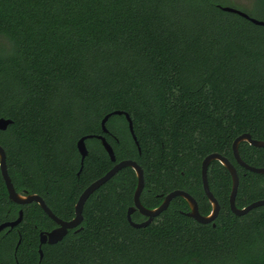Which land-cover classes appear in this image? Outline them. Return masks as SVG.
Returning <instances> with one entry per match:
<instances>
[{
	"label": "trees",
	"instance_id": "16d2710c",
	"mask_svg": "<svg viewBox=\"0 0 264 264\" xmlns=\"http://www.w3.org/2000/svg\"><path fill=\"white\" fill-rule=\"evenodd\" d=\"M247 1L241 10L264 21V0ZM221 6L235 8L231 0H0V119L13 121L0 145L16 189L68 221L88 186L134 160L145 176L143 206L158 208L162 195L182 190L207 216L202 163L218 153L237 169V208L264 199V175L241 167L232 149L243 134L264 141V27ZM114 111L132 118L141 153L125 116H113L104 134ZM84 136L93 138L82 167ZM239 153L264 168L263 148L245 142ZM208 180L221 206L214 223L188 217L178 197L136 229L127 213L138 179L124 168L88 199L81 230L44 245L40 261L39 234L56 224L36 203H11L0 171V224L24 211L22 243L15 252L18 233H3L0 264H264V207L234 215L232 177L218 161ZM132 219L146 221L139 211Z\"/></svg>",
	"mask_w": 264,
	"mask_h": 264
},
{
	"label": "water",
	"instance_id": "95a60500",
	"mask_svg": "<svg viewBox=\"0 0 264 264\" xmlns=\"http://www.w3.org/2000/svg\"><path fill=\"white\" fill-rule=\"evenodd\" d=\"M220 8L222 11L226 13H232V14L239 15L240 17L250 21L254 25L264 27V21L253 18L249 16L247 13L243 12L242 10L229 7V6H221ZM113 116H125L127 123H128L130 134L135 144L137 145L139 152L141 153L139 142L135 134V130H134L133 120L128 113L123 112V111H114L112 113L107 114L101 123L104 134L110 133L109 129L107 128V123ZM12 123H13L12 120L1 118L0 119V131H6ZM92 138L93 136H84L77 142V149L81 156L82 167H83L85 159L89 155V150L87 148L86 142L87 140L92 139ZM97 139L102 142V145L104 149L106 150V152L108 153V155L110 156L111 161L115 163L116 155L113 150V147L109 144V142L104 136H98ZM245 142L250 144L253 147L264 149V141L253 139L250 134H243L239 136L233 142V146H232L234 157L237 163L252 173L264 175V168L252 167L246 164L241 159V156L239 153V147L242 143H245ZM214 161L220 162L231 174L233 184H232V191L230 195V207L234 215L238 217H242V216L249 214L251 211L257 208L264 207V199H262V200L252 203L246 208H243V209L237 208L236 198H237L239 185H240V179H239L238 172L236 168L233 166V164L227 158L223 157L222 155L218 153H213V154L208 155L202 163L203 188L212 205V212L207 216L201 215V213L199 212V206H198L197 201L189 193L182 191V190H175L169 193L168 195H166L164 197L163 203L158 208L147 209L141 203V195L145 188L144 171L136 161L123 160L121 162H118L105 176L93 182L90 186H88L83 191V193L79 197V200L75 206V218L70 221H63L59 219L53 213V211L47 206L45 200L41 196L37 194L25 193L24 195H21L17 193L12 183L9 172H8L6 152L3 149V147L0 145V170H1L2 177L5 181V184H6L8 193H9V199L12 202L20 204V205L37 203L43 209V211L47 214V216L59 225V228H56L52 230L51 232H42L40 234L41 245H44L47 243L50 245L57 244L66 237L69 230L75 229L78 226H80L84 219L83 218L84 206L86 202L88 201V199L91 197V195H93L102 186L107 184L115 175H117L124 168H132L135 171L137 179H138L137 189L134 194V206L130 207L127 213V220L133 228H136V229L147 228L149 225L153 223L154 219L160 216L163 212H165L169 208L171 202L175 198H178V197L183 198L188 202L189 207H190V211L189 213H187L188 217L194 219L196 222L203 224V225L214 223L216 219L218 218L220 214V210H221V206L219 202L217 201V199L214 197L213 193L210 190L209 180H208V169H209L210 164ZM136 211H139V213L142 216L146 217L147 220L141 223L134 222L132 219V216ZM22 221H23V212L21 211L19 214V218L16 221L8 222V223H4L0 225V233L7 227L13 228L15 226H18ZM215 226L216 225L213 224V227ZM39 254H40V260L42 261L44 254L41 248L39 250Z\"/></svg>",
	"mask_w": 264,
	"mask_h": 264
},
{
	"label": "flooded vegetation",
	"instance_id": "af4514ba",
	"mask_svg": "<svg viewBox=\"0 0 264 264\" xmlns=\"http://www.w3.org/2000/svg\"><path fill=\"white\" fill-rule=\"evenodd\" d=\"M233 146V145H232ZM233 149V148H232ZM80 155V154H79ZM233 155H234V153H233ZM81 157V156H80ZM224 157V156H223ZM225 158H227V157H225ZM235 158V157H234ZM228 159V158H227ZM229 160V159H228ZM230 161V160H229ZM231 162V161H230ZM232 163V162H231ZM233 164V163H232ZM82 165V164H81ZM234 166V165H233ZM8 167V166H7ZM235 167V166H234ZM242 167V166H241ZM237 170V169H236ZM1 171V170H0ZM8 172H9V170H8ZM2 174V173H1ZM10 175V174H9ZM3 178V177H2ZM4 180V179H3ZM12 180V179H11ZM5 182V181H4ZM13 183V182H12ZM6 185V184H5ZM14 185V184H13ZM15 187V186H14ZM7 188V187H6ZM145 189V188H144ZM15 190L17 191V193H19V194H21V195H24L25 193H23V191H18L17 189H16V187H15ZM8 191V190H7ZM144 191V190H143ZM20 192H22V193H20ZM169 194V193H168ZM167 194V195H168ZM8 195H9V193H8ZM142 196V195H141ZM166 195H162L161 196V198L163 199V201H164V197H165ZM8 198H9V196H8ZM176 199V198H175ZM9 201L11 202V203H14V202H12L10 199H9ZM163 201H162V203H163ZM172 203V202H171ZM15 205H18L19 207H21V206H26V205H20V204H17V203H14ZM37 204V203H36ZM27 205H29V204H27ZM76 206V205H75ZM190 208V207H189ZM23 212V219H24V211H23V207L22 208H20V209H18V216H17V218L15 219V220H11V221H6V222H3V223H1L0 225H2V224H4V223H8V222H14V221H16L18 218H19V214H20V212ZM221 211V210H220ZM144 217V216H143ZM75 218V217H74ZM74 218H72V219H74ZM146 218V217H145ZM60 219V218H59ZM71 219V220H72ZM52 220V219H51ZM146 220H147V218H146ZM64 221V220H63ZM68 221H70V220H68ZM23 222V221H22ZM22 222L18 225V226H15V227H13V228H11V227H7L6 229H4L1 233H0V241H1V235L3 234V233H9V232H11V231H13V230H16V232L18 233V235H19V240H18V242H17V244H16V246H15V252H17V250H18V248H19V246L21 245V243H22V239H21V233H20V231H19V227H20V225L22 224ZM56 224V227L55 228H53L52 230H54V229H56V228H59V225L57 224V223H55ZM81 226V225H80ZM80 226H78L77 228H75V229H71V230H69L68 231V233H67V235L69 234V232H74V233H76V232H79L80 230ZM51 230V231H52ZM79 230V231H78ZM51 231H48V232H51ZM43 232V231H42ZM42 232H40V234L42 233ZM40 234H39V242H40ZM66 235V236H67ZM65 239V238H64ZM63 239V240H64ZM62 240V241H63ZM61 241V242H62ZM60 243V242H59ZM58 244V243H57ZM44 245H50V244H44ZM44 245H41V243H40V246H39V250H40V248L42 249V247L44 246ZM54 245H56V244H54ZM43 251V250H42ZM43 254H44V252H43ZM39 256H40V254H39ZM14 257H16V255H15V253H14ZM41 261V260H40Z\"/></svg>",
	"mask_w": 264,
	"mask_h": 264
},
{
	"label": "rangeland",
	"instance_id": "374dc122",
	"mask_svg": "<svg viewBox=\"0 0 264 264\" xmlns=\"http://www.w3.org/2000/svg\"><path fill=\"white\" fill-rule=\"evenodd\" d=\"M231 2L235 5V8H237L239 10H241V8H244V7L248 8L250 5V3H248L247 0H231ZM1 44H3L5 47L8 45L7 42H5V41L4 42L1 41ZM114 122L118 123L121 127L123 126L122 121L119 118L115 119Z\"/></svg>",
	"mask_w": 264,
	"mask_h": 264
}]
</instances>
